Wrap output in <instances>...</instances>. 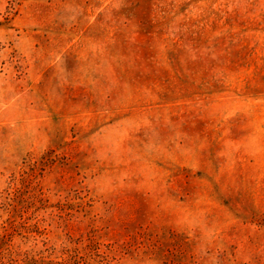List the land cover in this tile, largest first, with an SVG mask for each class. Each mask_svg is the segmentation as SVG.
I'll list each match as a JSON object with an SVG mask.
<instances>
[{
	"label": "rangeland",
	"instance_id": "obj_1",
	"mask_svg": "<svg viewBox=\"0 0 264 264\" xmlns=\"http://www.w3.org/2000/svg\"><path fill=\"white\" fill-rule=\"evenodd\" d=\"M0 264H264V0H0Z\"/></svg>",
	"mask_w": 264,
	"mask_h": 264
}]
</instances>
